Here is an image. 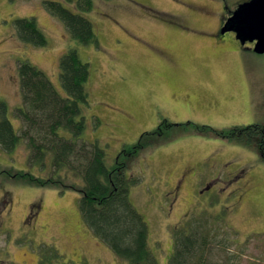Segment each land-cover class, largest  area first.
Listing matches in <instances>:
<instances>
[{"label":"rangeland","instance_id":"rangeland-1","mask_svg":"<svg viewBox=\"0 0 264 264\" xmlns=\"http://www.w3.org/2000/svg\"><path fill=\"white\" fill-rule=\"evenodd\" d=\"M92 1L84 15L97 47L72 41L43 0H0V103L13 127L20 124L13 114L21 105L18 63L43 71L62 94L58 60L74 47L90 67L81 139L105 150L107 166L126 161L120 153L142 133L163 132L160 140L144 137L145 148L126 156V175L136 181L129 200L148 227L158 264L170 255L173 228L201 213L225 216L236 237L226 247L237 264H264V156L257 143L164 125L222 131L264 124V54L248 50L234 32L222 42L212 34L243 0ZM25 17L35 19L44 47L16 39L13 20ZM26 157L22 144L11 154L0 150V170L40 175ZM78 201L77 192L0 174V264H123L85 226ZM224 256L214 251L213 263L225 264Z\"/></svg>","mask_w":264,"mask_h":264},{"label":"trees","instance_id":"trees-1","mask_svg":"<svg viewBox=\"0 0 264 264\" xmlns=\"http://www.w3.org/2000/svg\"><path fill=\"white\" fill-rule=\"evenodd\" d=\"M43 6L76 44L98 46L93 25L84 15L93 10L92 0H43ZM13 30L23 44H47L33 17L13 20ZM58 69L62 94L43 71L27 60L18 63L21 105L13 114L20 124L13 127L5 104L0 103V150L11 154L22 144L27 151L28 167L37 168L40 175L21 170L13 175L0 170V174L23 185L77 192L83 223L123 264H158L148 246V227L129 200V189L136 181L126 175V156H135L145 148L141 142L144 137L155 134L160 140L163 132L158 129L142 133L135 144L120 153L126 161L122 160L117 167L107 166L105 150L96 142L81 139L86 125L83 111L89 107V64L82 62L77 50L70 47L59 57ZM164 125L190 126L202 134L236 138L246 147L257 143L264 154V124L233 126L222 131L189 122ZM45 171L49 172L47 177L43 175ZM234 233L225 216H187L171 232L172 248L166 264H215L214 251L225 255V264H237L238 260H233L235 255L226 247L236 241Z\"/></svg>","mask_w":264,"mask_h":264},{"label":"water","instance_id":"water-1","mask_svg":"<svg viewBox=\"0 0 264 264\" xmlns=\"http://www.w3.org/2000/svg\"><path fill=\"white\" fill-rule=\"evenodd\" d=\"M234 32L241 44L253 43L255 54H264V0H246L237 5L224 23L221 34Z\"/></svg>","mask_w":264,"mask_h":264},{"label":"flooded vegetation","instance_id":"flooded-vegetation-1","mask_svg":"<svg viewBox=\"0 0 264 264\" xmlns=\"http://www.w3.org/2000/svg\"><path fill=\"white\" fill-rule=\"evenodd\" d=\"M243 1H246V0H243ZM243 1H241V2H243ZM241 2H240V3H241ZM238 4H239V3H237V5H238ZM236 7H237V6H236ZM227 12H228V15H227V16H222V18L219 19V23H218V25L214 28V32L212 31V34L214 35V37H216V39H217L218 41H221V42L223 41V37H224L225 33H227V34L231 33V32H229V31H227V32L221 34V29H222L224 23L226 22L227 18H228V17L231 15V13H232V11H229V10H227ZM244 45L247 46V49H248V50H251V51H252L253 43L245 42ZM260 125H261V124H260ZM259 155H260V156H263L264 154L260 152Z\"/></svg>","mask_w":264,"mask_h":264}]
</instances>
